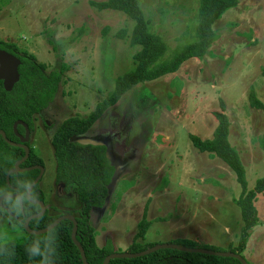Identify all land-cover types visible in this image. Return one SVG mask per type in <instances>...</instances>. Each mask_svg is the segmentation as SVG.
I'll return each instance as SVG.
<instances>
[{
  "label": "rangeland",
  "instance_id": "374dc122",
  "mask_svg": "<svg viewBox=\"0 0 264 264\" xmlns=\"http://www.w3.org/2000/svg\"><path fill=\"white\" fill-rule=\"evenodd\" d=\"M106 0H0V42L18 56H33L45 74L63 68L50 105L33 119L29 146L42 160L38 189L52 215L76 216L73 192L55 184L51 137L72 117L86 118L113 90L116 78L134 68L140 48L129 45L134 26L125 15L99 11ZM149 31L167 46L165 59L195 40L199 0H137ZM213 25L217 36L205 56L179 70L126 92L79 143L103 145L115 168L103 208L90 226L95 243L109 241L115 253H128L144 219L150 223L140 243L227 249L241 232L234 205L241 192L236 175L215 157L194 149L190 136L212 138L213 113L225 109L228 140L245 170L247 190L264 176V112L249 102L252 90L264 106V0H237ZM125 31L126 38L119 35ZM257 221L242 256L264 264V193L257 195ZM24 230L0 214V243L20 241Z\"/></svg>",
  "mask_w": 264,
  "mask_h": 264
},
{
  "label": "trees",
  "instance_id": "16d2710c",
  "mask_svg": "<svg viewBox=\"0 0 264 264\" xmlns=\"http://www.w3.org/2000/svg\"><path fill=\"white\" fill-rule=\"evenodd\" d=\"M237 4V0H199L195 40L179 49L169 59L164 57L167 46L159 36L149 31V22L144 18L137 0H106L99 4H92L99 11L118 12L132 21L134 26L128 42L130 46H137L140 50L133 55V70L116 78L111 93L97 103L89 116L86 118L72 117L65 120L56 128L51 137L56 162L55 182L63 186L64 193L73 192L81 205L74 216L78 225L76 239L84 250L88 264H102L107 256L115 253L109 241L102 248L96 245L94 230L89 223L92 210L101 209L106 203L115 168L108 159L105 146L79 143L74 139L87 133L102 115L115 106L120 98L132 88L174 74L188 60L202 59L217 39L213 25L227 10L235 8ZM119 37L126 38L125 31ZM0 49L17 56L21 62L18 68L19 80L10 92L4 90L0 81V131L5 133L8 141L17 143L18 140L13 132L14 123L21 121L30 131L33 130L34 116L44 111L55 97L63 68L59 72L45 74L44 65L36 64L31 55L23 53L22 56H18L14 45H5L0 42ZM248 99L253 108L264 112L263 104L257 100L252 90ZM224 112L225 109L221 105V111L213 113L216 127L211 139L201 140L196 136L189 138L196 151L215 157L236 175V180L241 187L239 197L233 201L240 211L242 223L239 240L236 245L229 244L225 250L212 246H199L193 241H184L179 246L214 252H230L243 258L242 253L246 247L248 232L257 221L255 202L257 195L264 193V176L256 180L254 190H247L243 164L228 140L229 121ZM17 131L22 134L23 127L18 126ZM260 147L264 154V139L261 140ZM29 150V157L22 167L41 165V161L32 154L30 147ZM23 155V150L10 146L0 137V197L20 195L36 178L37 171L11 174L9 177L11 188L7 184L5 179L7 173L13 169L14 164ZM31 195L33 200L43 201L38 185L34 187ZM2 204L7 208L6 203ZM8 210L11 214L0 208V214L7 215L11 222L19 224L23 229L24 220L38 214L40 208L26 201L22 212L21 209L17 212ZM59 216L61 215H52L47 211L42 217L30 221L29 228L34 231L42 230L51 225ZM149 226L150 223L143 219L139 224V232L133 237L128 248V253L143 252L154 246L140 243ZM72 227L71 222L62 221L51 230L55 237L54 264H82L79 251L70 238ZM24 233L25 236L20 241L0 243V264H39L40 258L29 259L25 248L34 239L48 233L39 236L28 235L25 231ZM41 246L43 247V244ZM109 264H240V262L233 258L164 249L135 259H114Z\"/></svg>",
  "mask_w": 264,
  "mask_h": 264
},
{
  "label": "water",
  "instance_id": "95a60500",
  "mask_svg": "<svg viewBox=\"0 0 264 264\" xmlns=\"http://www.w3.org/2000/svg\"><path fill=\"white\" fill-rule=\"evenodd\" d=\"M20 64H21V62L18 58L6 53L5 51L0 50V81L2 82L3 88L6 92H10L13 89L14 85L18 82V80H19L18 68H19ZM18 126L23 127L24 137H20L18 135V133L16 131ZM13 132H14L15 136H17L19 138L21 143L27 142L30 132H29V129L25 123H23L21 121L15 122L13 125ZM0 137L10 146L20 148L24 151L23 157L19 161H17L14 164L13 169L7 173L6 178H5L7 184L9 185V177L11 174H17L19 172H24V171H33V170L37 169V170H39L40 173L34 179V181L31 183V185H32L31 192H32L34 187H36L38 185V183L41 179V176L43 174V168L38 166V167H30V168L21 169L20 166L24 162H26V160L29 157V149L24 144H15V143L8 141L6 138V135L3 131H0ZM9 187H10V185H9ZM16 196H18V195L14 194V195H9V196H2V197H0V202H3V200L8 199L9 197H16ZM33 201H34V203H31V204L37 205L40 208V211L38 214L30 216L24 220V222H23L24 231L28 235L39 236V235H43V234L48 233L49 230L54 229L62 221L71 222L73 225L72 231H71V236H70L71 241L74 244V246L77 248V250L79 251L82 264H88L84 250H83L82 246L80 245V243L76 239L78 225H77V221H76L75 217L70 215V214H64V215L59 216L51 225H49L48 227H46L42 230H38V231L31 230L29 228L30 221H32L33 219H38L46 213V207L42 201H39V200H33ZM0 208L5 210V212L11 214L10 211L5 206H3L2 203H0ZM21 212H22V208H21ZM164 249L176 250V251L185 252V253H192V254H203V255L216 256V257L233 258V259L238 260L240 262V264H247L246 261L242 257H240L237 254L230 253V252H214V251L206 250V249L187 248L184 246L172 245V244L155 245V246H153V247H151V248H149L143 252H139V253H135V254L113 253V254H110L109 256H107L103 260L102 264H109V262L111 260H114V259H135V258H139V257L145 256V255H149V254L154 253L158 250H164Z\"/></svg>",
  "mask_w": 264,
  "mask_h": 264
},
{
  "label": "clouds",
  "instance_id": "9594fccd",
  "mask_svg": "<svg viewBox=\"0 0 264 264\" xmlns=\"http://www.w3.org/2000/svg\"><path fill=\"white\" fill-rule=\"evenodd\" d=\"M31 189L32 185L28 184L25 192L16 197H9L6 201L0 203H6L7 209H11L12 212H17L23 208L26 201L28 203H34ZM42 244L43 247L41 246ZM25 251L29 259L39 257V264H54L55 237L52 235V231L49 230L47 235L34 239L31 244L25 248Z\"/></svg>",
  "mask_w": 264,
  "mask_h": 264
},
{
  "label": "flooded vegetation",
  "instance_id": "af4514ba",
  "mask_svg": "<svg viewBox=\"0 0 264 264\" xmlns=\"http://www.w3.org/2000/svg\"><path fill=\"white\" fill-rule=\"evenodd\" d=\"M1 43H4V42H1ZM5 44V43H4ZM5 45H10V44H5ZM1 50V49H0ZM2 51H4V50H2ZM7 53V52H6ZM16 54H17V52H15ZM8 54H10V53H8ZM10 55H12V54H10ZM12 56H14V57H16L17 58V56H15V55H12ZM33 129H34V124H33ZM24 130V129H23ZM56 130V129H55ZM16 131H17V129H16ZM29 132H30V134H29V138H28V140H27V142H25V143H21L20 142V140H19V138L17 137V136H15L16 138H17V140H18V142L17 143H15V144H24L28 149H29V140H30V137H31V134L33 133V130L32 131H30L29 130ZM55 132V131H54ZM17 133H18V131H17ZM54 134V133H53ZM52 134V135H53ZM18 135L20 136V137H24V131H23V133L22 134H19L18 133ZM17 148V147H16ZM20 149V148H19ZM22 150V149H21ZM24 152V151H23ZM29 154H30V150H29ZM34 156H35V154L34 153H32ZM37 159H39L37 156H35ZM54 157V156H53ZM40 161H41V163H42V160L41 159H39ZM27 161V160H26ZM25 163V162H24ZM23 163V164H24ZM23 164L20 166V168L21 169H25L26 167H22L23 166ZM42 167L43 166V163L41 164V165H39V164H36V165H33V166H31V167ZM27 168H30V167H27ZM56 170V169H55ZM33 171H37L38 173H37V176L39 175V170H37V169H35V170H33ZM24 172H29V171H24ZM24 172H19V173H24ZM36 176V177H37ZM55 184H56V182H55ZM57 185V188L59 189V192H60V188H62L63 189V186H61V185H58V184H56ZM64 192V191H63ZM66 194V193H65ZM4 206V205H3ZM2 209V208H1ZM3 210V209H2ZM5 211V210H4ZM48 210H47V208H46V212H47ZM11 216H13V215H11ZM13 217H15V216H13ZM16 218V217H15Z\"/></svg>",
  "mask_w": 264,
  "mask_h": 264
}]
</instances>
